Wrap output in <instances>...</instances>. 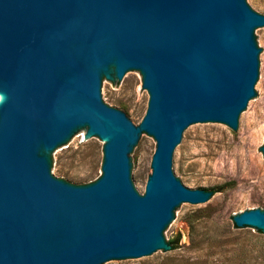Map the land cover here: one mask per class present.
<instances>
[{
	"label": "water",
	"instance_id": "water-1",
	"mask_svg": "<svg viewBox=\"0 0 264 264\" xmlns=\"http://www.w3.org/2000/svg\"><path fill=\"white\" fill-rule=\"evenodd\" d=\"M262 31L249 0H0V264L160 257L180 209L214 203L177 178V154L211 124L243 131L261 97ZM114 72L142 74L139 127L107 103ZM83 129L106 142L101 176L72 186L43 155ZM142 131L156 141L143 195ZM233 221L264 231L260 209Z\"/></svg>",
	"mask_w": 264,
	"mask_h": 264
},
{
	"label": "rangeland",
	"instance_id": "rangeland-1",
	"mask_svg": "<svg viewBox=\"0 0 264 264\" xmlns=\"http://www.w3.org/2000/svg\"><path fill=\"white\" fill-rule=\"evenodd\" d=\"M249 1L256 13L264 15V0ZM259 42L264 79V31ZM142 80V74L123 81L115 72L105 74L109 107L130 116L138 127L149 100ZM258 90L261 97L242 132L211 124L186 137L177 154V178L188 189L208 193L214 203L180 209V221L168 232L161 256L130 264H264V231L235 227L233 221L235 213L264 211V80ZM142 132L145 144L134 154V178L143 195L156 141ZM105 143L83 129L57 156L49 151L43 156L51 162L56 179L85 186L101 176ZM226 182L234 183L223 187ZM176 234L180 241L171 248L168 242Z\"/></svg>",
	"mask_w": 264,
	"mask_h": 264
},
{
	"label": "trees",
	"instance_id": "trees-1",
	"mask_svg": "<svg viewBox=\"0 0 264 264\" xmlns=\"http://www.w3.org/2000/svg\"><path fill=\"white\" fill-rule=\"evenodd\" d=\"M233 183L234 182H226L224 185H223V187L224 186H232L233 185ZM213 192H215V191H218V190H212ZM188 223H190L189 221H188ZM235 226V225H234ZM235 227H237V226H235ZM256 231L259 233V232H261L260 230H258V229H256ZM179 241H180V235L179 234H176V236L175 237H173V238H171L170 240H169V245L171 246V248H174V247H177V245H178V243H179Z\"/></svg>",
	"mask_w": 264,
	"mask_h": 264
},
{
	"label": "bare ground",
	"instance_id": "bare-ground-1",
	"mask_svg": "<svg viewBox=\"0 0 264 264\" xmlns=\"http://www.w3.org/2000/svg\"><path fill=\"white\" fill-rule=\"evenodd\" d=\"M4 100V96L0 93V102Z\"/></svg>",
	"mask_w": 264,
	"mask_h": 264
}]
</instances>
